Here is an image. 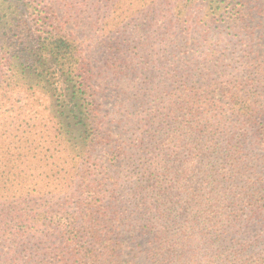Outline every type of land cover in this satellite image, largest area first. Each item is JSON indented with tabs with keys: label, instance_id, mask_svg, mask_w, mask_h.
Listing matches in <instances>:
<instances>
[{
	"label": "trees",
	"instance_id": "obj_1",
	"mask_svg": "<svg viewBox=\"0 0 264 264\" xmlns=\"http://www.w3.org/2000/svg\"><path fill=\"white\" fill-rule=\"evenodd\" d=\"M196 2L175 0L169 10L164 0L69 2L101 33L107 68L134 74L135 104L147 108L128 107L138 135L123 139L104 130L84 49L55 12L39 0H0V110L11 102L0 111V264H132L124 233L149 237L155 264H264V243L243 239L264 197L231 182L243 170L249 132L264 140V77L253 93L227 89L217 70L224 36L210 39L222 27L254 35L264 0H200L204 51L186 56L197 37L185 14ZM156 56L172 62L165 80L178 82L166 102L143 97L157 87ZM16 91L49 95L52 118L29 113L34 103L16 102ZM196 139L223 161V189L191 178L181 155L195 154ZM103 144L117 159L108 177L94 156Z\"/></svg>",
	"mask_w": 264,
	"mask_h": 264
},
{
	"label": "rangeland",
	"instance_id": "obj_2",
	"mask_svg": "<svg viewBox=\"0 0 264 264\" xmlns=\"http://www.w3.org/2000/svg\"><path fill=\"white\" fill-rule=\"evenodd\" d=\"M39 1L43 2L52 12H55L56 24H59L67 33L74 35L76 40L82 45L84 49L83 55L91 69L87 77H90L89 83L93 87L95 99L99 104V113L104 119H102L104 130L113 137L121 136L123 139L136 138L138 132L131 125L135 114L130 116L128 113V107L130 108V105L135 104V100L137 99V88L134 89V74L131 72L128 73V76L116 77L115 73L107 68L103 48L100 43L101 33L94 29L92 20L88 15L75 12L69 3L77 4L80 0ZM173 2L175 3V0H164L163 8L169 10L172 8ZM206 12L207 5L201 4L200 0H198L190 11L185 14V17L188 18L187 24L191 37H197L196 40L190 38L188 45L183 47L188 50L186 56L188 54L199 56L201 55L200 52L204 51L203 44L198 41V36L202 33V25L207 18ZM254 21V24L257 26L252 36L242 32L237 35L236 30H229L224 27L214 29L210 33L211 40H215L213 34L221 33L224 36V45L220 47L221 50L219 48L223 61L217 70L221 72L222 81H225L226 88L233 87L241 94L247 89L252 93L255 92V87L262 85L261 80L264 77V16H256ZM225 34H228V36ZM179 45H183V42L179 41ZM153 60L155 61L153 66L156 68L154 73L157 76L154 82L157 84V87L154 92H149L143 97L148 101L166 102L170 97L167 87L174 89L178 83H175L177 79L166 81L165 79H168V76L162 72L163 70L172 71V62L168 61L165 56H156V58L153 57ZM244 87L248 88L244 89ZM138 95L140 97L143 95V92L139 91ZM13 98L16 99V102L17 99H20L22 103H26L27 101L34 103L33 107L29 109V113L32 115L35 114V116L42 119H49L53 116V104L49 95L37 93L36 95L28 96L24 91L18 93L16 91ZM224 101H229V98L224 99ZM10 103L3 106L2 110L9 107ZM145 108H140L138 103L137 105L135 104L132 110L137 112V114H141ZM226 118L232 119L230 114H227ZM227 137H232L231 132ZM249 138L250 144L245 148V156H242L241 160L243 170L240 169L238 174L231 176V182L234 187L243 185L249 189L256 190L258 198L264 197V140H262L258 132L253 130L249 132ZM200 143L201 140L196 139L192 142L191 146L195 149ZM212 148L213 150H218L217 146H212ZM113 151L114 147L111 144H103L96 148L94 156L97 158V163L102 165L99 171L104 177H108L115 171L116 167L110 166L111 164L109 163H117ZM195 151L194 155L193 153L188 154L187 151H183L181 155V159L187 158L190 160L189 168H193L191 178L195 182V185L201 184V181L204 180L209 186L217 185L216 187H222L223 189V185L225 184L224 178L221 175L225 167L223 161L219 158H214L209 152L205 153V150L200 148H196ZM198 151H202L204 155L206 154L205 160L198 154ZM108 166L111 169H108ZM236 196L237 198H242V195ZM218 201L213 202L212 205H216ZM243 204L241 205L242 208L244 207L243 211L248 212L251 209V205H248L246 201ZM259 205L261 206L260 211L263 214L260 213L257 216L260 217L255 219V222H252L246 228V233L243 235V239L248 243L255 239L264 243V201L259 202ZM124 234L127 237L126 243L128 244L126 251L128 255L125 258L132 261V264H155L149 260L150 257L148 256V251L154 246L149 237L132 239L133 237L130 234ZM256 251H259V249Z\"/></svg>",
	"mask_w": 264,
	"mask_h": 264
}]
</instances>
